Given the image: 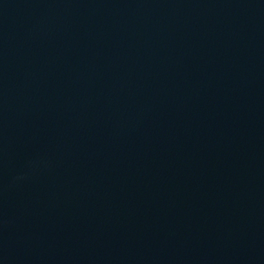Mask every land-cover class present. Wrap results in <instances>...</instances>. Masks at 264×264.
Returning a JSON list of instances; mask_svg holds the SVG:
<instances>
[{"label":"water","instance_id":"water-1","mask_svg":"<svg viewBox=\"0 0 264 264\" xmlns=\"http://www.w3.org/2000/svg\"><path fill=\"white\" fill-rule=\"evenodd\" d=\"M0 264H264V0H0Z\"/></svg>","mask_w":264,"mask_h":264}]
</instances>
